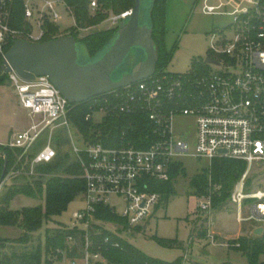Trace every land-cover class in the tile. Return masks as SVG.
<instances>
[{
	"label": "built area",
	"instance_id": "2783aa9c",
	"mask_svg": "<svg viewBox=\"0 0 264 264\" xmlns=\"http://www.w3.org/2000/svg\"><path fill=\"white\" fill-rule=\"evenodd\" d=\"M16 1L0 0L1 62L15 40L42 42L49 32L48 26H57L60 2L66 4L73 17L72 31L84 37L94 28L81 26L64 0H45L40 7L32 4V0H22L24 25L13 26ZM202 1L206 14H227L234 18L231 37H221L213 54L207 56L215 63L208 64L204 60L207 69L200 72L156 71L147 79L94 97L98 110L107 115L117 112L145 114L151 124L149 141L145 147H137L122 136L118 145L102 142H86L84 148L74 145L75 160L84 170V206L74 213L75 222L68 227L82 231L83 237L68 235L65 247L56 250V264H108L101 245L95 244L90 233V228L96 224L116 234L105 225L107 222L96 219L99 207H108L129 226L140 225L151 216L161 200V193L154 190V185L170 181L177 158L191 152L189 142L176 134L175 118L178 115L196 118L195 156L209 160L227 157L247 163L246 171L232 190L230 201L238 208L239 222L254 220L264 225V188L246 190L252 166L255 162H264V0ZM99 8V0L90 1L91 14ZM130 13L131 10H127L110 15L106 21L116 27ZM32 21L37 31L33 30ZM59 31L70 35L60 28ZM10 77L29 125L13 133L4 145L19 149L21 156L32 155L29 173L34 174L37 165L51 163L57 158L54 137L58 130L70 127L72 106L76 104H71L48 76L25 80L13 71ZM93 112L86 120L92 119ZM44 133L47 138L41 141ZM58 134L59 137L63 135L62 131ZM11 173L14 176L19 171ZM113 197L123 201L121 213L118 205L113 203ZM246 201L250 203L247 217L242 214ZM199 207L210 212L212 197H200ZM108 242L109 238H106L105 244Z\"/></svg>",
	"mask_w": 264,
	"mask_h": 264
},
{
	"label": "rangeland",
	"instance_id": "374dc122",
	"mask_svg": "<svg viewBox=\"0 0 264 264\" xmlns=\"http://www.w3.org/2000/svg\"><path fill=\"white\" fill-rule=\"evenodd\" d=\"M44 2L45 0L31 1L38 7L42 6ZM165 2L164 50L169 56L165 70L176 74L206 70L205 58L213 54V48L218 46L221 37L224 35L231 37L233 16L206 14L203 11L202 0H165ZM210 3H217V1L211 0ZM69 6L75 13L74 8L70 4ZM131 9L132 7H128L122 11H111L109 14L116 15ZM144 11H146L145 8ZM57 12L60 18L56 21V25L62 32L70 33L74 22L66 4L60 2ZM106 19L88 32L113 28ZM32 23L33 30L37 31L35 22L32 21ZM78 38L82 39L83 35H78ZM81 50L84 52L83 46H81ZM213 68L216 70L215 67ZM213 68L211 67L212 70ZM106 117V112L98 110L93 112L91 122L93 126L97 127L104 122ZM26 125H29V118L18 103V96L10 74H6L0 83V141L9 140L13 132L21 130ZM59 131L63 133L60 137ZM175 131L177 135L189 142L191 152L176 160L179 173L174 174L171 180L174 187L173 192L168 195L161 193L159 204L153 209L151 216L140 225L129 226L123 232H118L112 223L105 225L145 255L164 262L171 263L180 259L183 264H248L247 256L241 250L229 247L228 244L231 240L240 237L239 235L245 236L254 225L263 224L254 220L238 221V208L230 201L232 191L228 195V203L225 207L218 209L212 207L210 212L200 209L199 198L210 195L213 200L216 195H220V188L218 184L209 179L207 189L200 195L197 186L192 181L197 176L209 173L215 160L195 156L197 146L195 116L178 115L175 118ZM46 138L47 133H44L41 141ZM86 142H90V139H87L77 124L72 121L69 128L57 131L53 146L58 150L60 157L71 162L76 159L73 151L74 145L84 148ZM11 174L10 171L6 175L0 187V200L6 189L15 180ZM246 184L247 191L264 188V162L254 163ZM114 202L118 205V212L121 213L124 209L123 201L113 197ZM43 203L42 200L20 194L11 200L10 208L19 211L25 207ZM83 206L84 199L80 194L60 215L45 223L41 233L35 234L33 244L40 243L44 248L47 233L56 235L63 227L72 226L75 222L74 213ZM249 209L250 203L246 201L242 208L243 216L250 215ZM21 233L17 227L0 226V237L3 239L12 241L20 237ZM16 247L18 248V246ZM261 260L264 261V255L261 256ZM79 261L82 263L81 257H79ZM66 262L67 260L64 261V263ZM53 264L56 262L54 261Z\"/></svg>",
	"mask_w": 264,
	"mask_h": 264
},
{
	"label": "trees",
	"instance_id": "16d2710c",
	"mask_svg": "<svg viewBox=\"0 0 264 264\" xmlns=\"http://www.w3.org/2000/svg\"><path fill=\"white\" fill-rule=\"evenodd\" d=\"M66 1L74 8L78 23L84 27L100 25L104 19L110 16L111 11H122L128 7H133L135 4V0H99V10L95 14H91L89 10L91 0ZM152 19L154 24L153 38L159 56L157 64V71L159 72L165 70L169 61V56L164 50L166 34L165 0H157L152 12ZM12 25L16 27L24 25L22 0L16 1ZM48 27L49 32L46 37L42 38V42L63 35L57 26L49 25ZM117 29L118 27H113L107 30L94 31L82 39H79L78 34L74 31L69 34L74 35L78 41L85 45L89 54L94 56L109 42ZM1 65L0 60V67ZM94 100L95 98H92L86 102L73 105L71 111L72 121L77 124L85 137L90 139V142L118 145L123 136L128 143L137 147H145L148 144L151 124L145 114L113 113L107 115L104 122L95 127L91 122L92 119L86 120L89 113L99 109V105ZM2 151L7 156L6 175L10 171H19V173L13 176L14 182L6 189L0 200V226L17 227L22 233L20 237L12 241L0 237V264H53L54 261L58 260L55 258L56 250L65 247L66 237L75 234V236L82 238L83 232L72 230L68 226L60 229L56 235H50L46 232L47 238L44 248L40 243L33 244L34 236L41 233L46 222L60 215L78 195L84 192L83 167L76 160L65 161L58 152L54 161L37 165L34 174H30L29 165L32 155L21 156L19 149L0 144V152ZM213 160L215 161H213L209 173L197 176L192 183L197 186L200 195L207 189L209 179L218 184L220 195H216L212 200V207L218 209L227 205L228 195L231 194L234 186L246 171L247 163L240 159L227 157H218ZM4 165L5 159L0 155V177ZM178 173L179 166L176 164L171 170L170 181L156 183L154 190L166 195L173 192L174 187L171 180L173 175ZM20 194L42 200L44 203L14 211L10 208V202ZM95 216L97 220L115 224L118 232L126 231L129 227L125 219L105 206L99 207ZM90 233L95 244L101 245L108 264H183L180 259L170 263L151 258L120 235L108 231L101 225L93 224ZM106 238H109L108 244H105ZM228 245L231 248L241 250L247 256L248 264H264V261L261 260V256L264 255V233L262 236H240L231 240Z\"/></svg>",
	"mask_w": 264,
	"mask_h": 264
},
{
	"label": "water",
	"instance_id": "95a60500",
	"mask_svg": "<svg viewBox=\"0 0 264 264\" xmlns=\"http://www.w3.org/2000/svg\"><path fill=\"white\" fill-rule=\"evenodd\" d=\"M156 2L135 0L130 15L120 22L116 33L94 56L74 35L43 42L15 40L0 67V80L13 71L25 80L48 76L71 104H80L147 79L157 71L159 60L152 19ZM205 62L216 61L206 57ZM0 155L5 159L1 187L7 171V156L3 151ZM263 233L264 225L253 231L256 236Z\"/></svg>",
	"mask_w": 264,
	"mask_h": 264
},
{
	"label": "crops",
	"instance_id": "0c3cea01",
	"mask_svg": "<svg viewBox=\"0 0 264 264\" xmlns=\"http://www.w3.org/2000/svg\"><path fill=\"white\" fill-rule=\"evenodd\" d=\"M27 126H28V125L22 127L21 130L25 129ZM18 131H20V130H18ZM13 133H15V132H13ZM13 133H12L11 136L9 137V140L11 139ZM9 140H7V141H5V142H1V141H0V144H6L7 142H9ZM258 226H259V225H254V226L252 227L251 231H250L249 233H247L245 236H252V235H254V234H253V231H254L255 228L258 227ZM251 233H252V235H251ZM239 236H241V235H239ZM193 237H194V235H193Z\"/></svg>",
	"mask_w": 264,
	"mask_h": 264
}]
</instances>
